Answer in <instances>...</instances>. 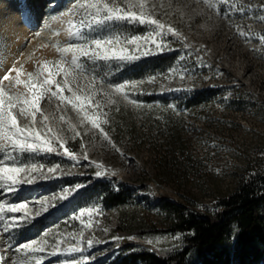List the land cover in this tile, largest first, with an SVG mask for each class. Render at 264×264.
Wrapping results in <instances>:
<instances>
[{"label": "rangeland", "instance_id": "obj_1", "mask_svg": "<svg viewBox=\"0 0 264 264\" xmlns=\"http://www.w3.org/2000/svg\"><path fill=\"white\" fill-rule=\"evenodd\" d=\"M34 2L35 25L29 27L23 19L25 10L23 0H0V54L8 56L9 67L14 58L20 57L21 52L24 53L25 58L28 54L33 56V61L25 64L28 70H33L37 61L55 60L59 54L52 45L66 39L68 17L64 13L70 9L75 0H63L62 3L60 0H34ZM152 2L157 4V18L177 28L182 36L186 37L184 42L191 46L189 50H186L182 43L176 42L174 37L170 35L167 37L172 42L171 47L179 50L185 59L183 61L180 59L181 62L176 71H172L165 78V83L160 86L161 93L177 92L168 89L188 91L213 86L220 92L211 114L214 122L206 126L201 125L202 130L198 136L201 155L208 152L216 153L210 164L220 189L222 191L230 189L237 179L244 175L264 172V44L257 39L259 33L264 34V22L239 12L231 13L230 18L226 20L221 18L214 9L208 8L203 2H197V0H152ZM239 2L250 4L252 7L264 5V0H239ZM236 26L250 33L247 40L239 35ZM57 32L60 33L59 36L55 35ZM37 33L40 35H36ZM196 49H200L199 53L195 51ZM197 56L200 57L199 60ZM122 69L114 71L113 74L119 73ZM185 69L187 73L184 72ZM182 74L183 78H181ZM240 95L242 97L238 102L241 109L231 110L228 107L229 101L237 100ZM61 114L78 124L70 106L65 113H58L57 117ZM231 122L234 124H227ZM50 126L55 128L57 123H50ZM63 127L66 129L67 125ZM78 130L82 133L84 131L83 128ZM65 134L69 137L65 146L81 157L83 151H87L88 159L81 158L76 162L55 153L42 154L31 162L45 165V171L47 167L60 164L64 172L71 174L58 173L54 179L21 184L15 194L6 193L5 199L15 203L29 202L31 208L36 201L59 195L64 188H73L78 183L85 186L72 193L67 200L55 202L54 207H50L48 212L36 217L31 224L13 230L12 251L14 252L15 247L22 243L40 239L49 230H52V235L47 237L50 244L61 238L59 234L68 237L69 233L77 232L82 225L80 219L73 220L72 217L79 216L82 210L91 207L100 211L93 213L92 227L85 231V238L95 237L96 240L103 242L94 244V247L85 253V255L96 257L94 260H89L88 264L113 260L119 253L120 240L113 239L117 237L113 229L117 224L118 213L84 200L85 189L98 182L110 183L111 172H118L121 177L119 182L114 183V188L126 187L128 183L135 180L138 168L149 161V153L143 152L135 161L113 168L105 150L107 143L100 139L98 133L95 134V139L92 132L77 137L83 140L85 147L82 150L80 142V146L74 151L71 150V143L75 139H71V133ZM132 156L129 154L127 158ZM92 161L104 165L105 169L109 170V174L95 177L97 169L91 163ZM25 162H28L27 154H25ZM162 195L177 199L169 188L139 189L135 193L137 200L152 206L159 203ZM215 197L211 193L207 194L202 197V202L212 204L216 200ZM8 215L19 216L21 213ZM159 215L160 213L154 210L147 211L143 216L148 223L153 222L159 225ZM82 219L88 222L87 214ZM72 221L76 224L73 225ZM75 226L77 228L73 230L71 227ZM0 235L7 234L0 233ZM177 236L178 240L175 239ZM149 240L152 241L151 244L147 243ZM139 241L141 245L165 254L181 246L182 236L158 234ZM72 243L75 241L73 240ZM61 247H66V244H62ZM50 251L51 249H48L40 254L44 257L43 264H59L66 259L80 258L77 253L70 255L58 253L53 256L48 254Z\"/></svg>", "mask_w": 264, "mask_h": 264}, {"label": "snow or ice", "instance_id": "obj_2", "mask_svg": "<svg viewBox=\"0 0 264 264\" xmlns=\"http://www.w3.org/2000/svg\"><path fill=\"white\" fill-rule=\"evenodd\" d=\"M197 2H203L208 8L216 10L226 20L233 12L245 15L252 12L251 18L264 22V9L253 11L252 5L239 0ZM222 5H227L229 11L220 13ZM64 15L68 17L66 39L52 45L59 54L57 59L37 61L33 70H28L25 64L33 61L32 54L25 58L21 52L10 67L8 56L0 54V201H4L0 202V233L7 234L0 235V264H43L44 257L40 254L48 249H51L48 254L53 256L58 253H77L80 256L79 259L73 257L60 261L59 264H88L89 260L96 258L95 255H85L94 244L103 242L95 237L85 238V231L92 227L93 213L100 211L91 207L82 210L79 216L72 217L73 220L80 219L82 227L77 232L69 233L68 237L59 234L61 238L50 244L47 237L52 235V230H49L40 239L22 243L12 251L13 230L31 224L36 217L54 207L55 202L67 200L84 184L64 188L59 195L40 199L31 208L29 202L7 201L5 194H15L21 184L54 179L58 173L71 174L64 172L60 164L47 167L45 171V165L31 162L42 154L55 153L76 162L81 158L88 159L87 151H83L81 157L65 146L69 139L66 132L71 133V139L88 135L89 132L93 133L95 139L98 133L100 139L119 152L120 149L103 127L108 123L105 108L116 103L115 97L127 100L125 89H135L137 84L114 83L109 77L114 71L144 56L173 51L172 42L167 39L169 35L182 43L184 49L191 48L177 28L157 18V4L152 0H75ZM138 25L148 29L145 35H133L129 30L128 26L134 28ZM236 29L240 36L246 40L249 38L250 33L239 26ZM55 35L59 36L60 33ZM258 39L264 44V34H260ZM195 51L199 53L200 49ZM180 59L183 61L185 56ZM197 59L200 57L197 56ZM184 72L187 73V69ZM150 82L155 81L153 79ZM130 103L136 105L134 100ZM69 106L78 124L73 123L71 118L66 119L63 114L57 117L58 113H65ZM53 122L57 123L55 128L50 126ZM65 124L66 129L63 127ZM78 128H83V133ZM84 147L82 140L81 149ZM25 154L28 162H25ZM91 163L97 169L95 177L109 174L104 165L95 161ZM111 175L115 176L116 172H111ZM15 213L21 215H8ZM86 214L88 222L82 219ZM113 239L119 241L122 238L117 236ZM73 240L75 243H72ZM147 243L151 244L152 241ZM62 244H66V247L62 248Z\"/></svg>", "mask_w": 264, "mask_h": 264}, {"label": "trees", "instance_id": "obj_3", "mask_svg": "<svg viewBox=\"0 0 264 264\" xmlns=\"http://www.w3.org/2000/svg\"><path fill=\"white\" fill-rule=\"evenodd\" d=\"M128 27L133 35L148 31L143 25ZM180 57L179 50L144 56L109 77L137 87L125 89L128 101L118 96L105 108L108 123L103 127L120 149L117 152L106 141L107 156L113 168L135 161L143 152L149 153V161L126 187L114 188L121 180L116 172L110 183L85 189L84 200L118 213L113 229L122 238L118 256L98 264H264V172L244 175L230 189H220L210 164L216 153L201 155L198 147L200 126L214 122L217 87L170 94L160 90L180 65ZM241 97L229 101L228 107L240 110ZM133 100L136 105L130 103ZM80 142L75 139L71 150ZM129 154L133 156L127 158ZM153 187L169 188L177 199L162 195L155 206L136 199L137 190ZM210 193L215 202L204 204L202 197ZM154 210L160 213L159 225L143 216ZM158 234L181 235V246L164 254L140 244Z\"/></svg>", "mask_w": 264, "mask_h": 264}, {"label": "bare ground", "instance_id": "obj_4", "mask_svg": "<svg viewBox=\"0 0 264 264\" xmlns=\"http://www.w3.org/2000/svg\"><path fill=\"white\" fill-rule=\"evenodd\" d=\"M25 3H24V13H23V19L24 21H26V24L29 26V27H33L35 25V20H34V11H35V8H34V5H35V2L34 0H23ZM63 0H60V3H62Z\"/></svg>", "mask_w": 264, "mask_h": 264}, {"label": "built area", "instance_id": "obj_5", "mask_svg": "<svg viewBox=\"0 0 264 264\" xmlns=\"http://www.w3.org/2000/svg\"><path fill=\"white\" fill-rule=\"evenodd\" d=\"M253 8V11H257V10H260V9H264V5H261V6H259V7H252ZM226 11H229V9H228V6L227 5H222V6H220V13H223V12H226ZM215 12H217L216 10H215ZM247 16H250V17H253V13L252 12H249V13H247L246 14ZM261 33H259V35H260ZM257 39H258V37H257ZM259 40V39H258ZM260 41V40H259Z\"/></svg>", "mask_w": 264, "mask_h": 264}]
</instances>
